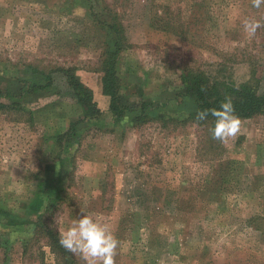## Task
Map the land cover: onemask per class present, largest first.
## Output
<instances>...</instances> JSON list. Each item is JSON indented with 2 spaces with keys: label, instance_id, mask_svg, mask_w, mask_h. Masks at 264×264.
I'll list each match as a JSON object with an SVG mask.
<instances>
[{
  "label": "rangeland",
  "instance_id": "rangeland-1",
  "mask_svg": "<svg viewBox=\"0 0 264 264\" xmlns=\"http://www.w3.org/2000/svg\"><path fill=\"white\" fill-rule=\"evenodd\" d=\"M245 20L260 23L254 35ZM111 23L123 37L118 94L136 107L120 122L99 91ZM58 69L86 86L99 110L65 149L51 138L79 109ZM194 73L264 94V4L0 0V103L19 107L0 112V210L32 219L52 194L46 225L59 236L81 210L107 223L121 242L116 264H264V115L240 120L237 136L218 148L205 142L197 151L203 133L179 122L192 112L182 79ZM46 77L50 87L35 90ZM141 103L146 119L162 113L167 123L133 124ZM30 229L0 218V264H57L43 239L22 254Z\"/></svg>",
  "mask_w": 264,
  "mask_h": 264
},
{
  "label": "trees",
  "instance_id": "trees-1",
  "mask_svg": "<svg viewBox=\"0 0 264 264\" xmlns=\"http://www.w3.org/2000/svg\"><path fill=\"white\" fill-rule=\"evenodd\" d=\"M106 27L108 31L113 33L114 39L113 42H107V45L104 47V51L101 55L99 64V72L101 74L99 79V91L101 96L107 98V111L109 112L112 120L114 122H120L123 118H125L127 113L133 111L136 107L134 104L127 103L124 99H121L118 94L119 87L115 72V65L117 56L123 47V37L121 31L119 27L113 23L107 24ZM57 72L63 75L70 97L79 109V113L75 116V120L70 123L69 129L65 133L51 138L54 145L66 146L69 144L72 145V142L76 141L77 131L75 128L77 125L82 121L95 119L99 115V110L92 99L91 91L86 86L80 83L67 70L58 69ZM44 80L46 85H33L35 90L47 89L50 87V85H48L49 77L44 78ZM182 84V94L190 99L192 112L188 113L186 119L179 122H181V124H193L203 133L205 138L199 140L198 146L196 147L197 151H199V148L204 151L203 147L205 142L208 145V148L214 147L213 144L215 142L216 149L219 144V141L211 138L209 132V128L214 125V118L209 115L204 121H197L196 116L198 111L212 108L218 109L220 103L224 101L225 97H230L235 108V115H237L240 120L264 115V94H257L251 87L247 86L248 84H240L237 87H230V84H226L225 86V84L215 81L213 84H210L209 80H207V78L201 73L186 74L182 79ZM216 87H220L219 90ZM6 94L7 93L0 91V98ZM16 106L15 104L8 106L0 103V112H7ZM139 106V113L132 119L133 124L143 123L148 118H151L156 123L161 125H165L167 123L168 118H165L162 113H157L154 117H147L146 119L145 115H142L143 110H145L144 104L141 103ZM17 108L19 107L17 106ZM63 146L61 148L65 149L66 147ZM51 195L52 194L45 196L39 208L35 210L36 212L33 214L32 219L30 217L29 219L18 221L13 216L2 210H0V218L7 227L23 225L31 228V239L23 241L22 254L25 253L29 243H34L38 239H43L45 246L53 255L57 264H78L75 258L59 245V236L57 232L46 225L45 215L49 214L50 209L53 208V205L51 206L50 204H55L54 198L52 201L50 200L52 198ZM38 264L44 263L40 259Z\"/></svg>",
  "mask_w": 264,
  "mask_h": 264
},
{
  "label": "clouds",
  "instance_id": "clouds-1",
  "mask_svg": "<svg viewBox=\"0 0 264 264\" xmlns=\"http://www.w3.org/2000/svg\"><path fill=\"white\" fill-rule=\"evenodd\" d=\"M264 0H252V5L259 8ZM260 23L255 20H245L244 30L249 36L255 34ZM209 115L214 118V125L209 128L211 138L221 143L235 138L240 131L241 121L235 115V108L230 97H225L219 108L197 112L196 120L204 121ZM71 222L66 230H59V245L67 252L79 256L84 264H116L117 249L120 241L107 223L85 214Z\"/></svg>",
  "mask_w": 264,
  "mask_h": 264
}]
</instances>
